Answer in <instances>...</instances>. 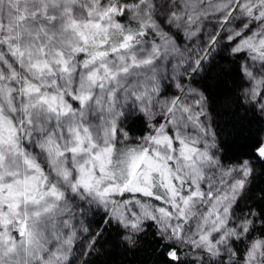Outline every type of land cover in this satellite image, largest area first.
<instances>
[{
  "label": "snow or ice",
  "instance_id": "1",
  "mask_svg": "<svg viewBox=\"0 0 264 264\" xmlns=\"http://www.w3.org/2000/svg\"><path fill=\"white\" fill-rule=\"evenodd\" d=\"M121 250L264 264V0H0V264Z\"/></svg>",
  "mask_w": 264,
  "mask_h": 264
},
{
  "label": "trees",
  "instance_id": "2",
  "mask_svg": "<svg viewBox=\"0 0 264 264\" xmlns=\"http://www.w3.org/2000/svg\"><path fill=\"white\" fill-rule=\"evenodd\" d=\"M117 258L128 262V264H137V261L142 259V257H138V256H134V255H128L127 253H124L123 250H121V252Z\"/></svg>",
  "mask_w": 264,
  "mask_h": 264
}]
</instances>
